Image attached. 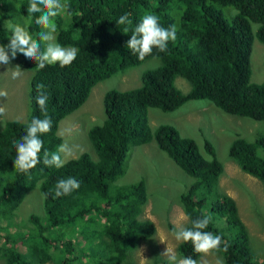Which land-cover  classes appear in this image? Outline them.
<instances>
[{"label": "trees", "instance_id": "obj_1", "mask_svg": "<svg viewBox=\"0 0 264 264\" xmlns=\"http://www.w3.org/2000/svg\"><path fill=\"white\" fill-rule=\"evenodd\" d=\"M63 2V0H62ZM68 11L53 18L56 41L79 49L68 66L59 63L40 69L20 52L12 57L7 47L14 25L25 26L33 39L47 29L35 23L41 13H29L30 0H0V46L9 60L33 71L28 90L26 121L0 122V261L2 264H129L127 257L155 233L153 223L141 219L147 202L145 184L124 187L113 183L126 170L133 147L154 143L193 181L178 201L191 221L206 214L211 222L204 231L221 234L227 252L213 251L223 264H263L252 251L235 203L219 192L222 166L209 142L202 155L195 142L171 125L151 128L147 109L171 113L188 101H207L223 113L264 123V80L249 82V59L254 40L264 45V0H67ZM42 7V6H41ZM131 13V25L117 19ZM145 14H155L162 26L175 25L177 39L165 52L153 49L139 59L127 48L135 26ZM125 27L128 31L125 32ZM44 43L41 42L42 48ZM156 58L159 66L140 74V86L109 90L102 97L105 118L89 128L87 138L97 157L82 153L60 168L43 163V151L57 152L61 138L58 123L86 101L91 89L117 72ZM264 68V62H263ZM175 77L189 83L186 94L174 86ZM48 95L51 130L40 136L41 162L27 173L15 165L14 141L26 134L34 117L44 118L36 103L37 85ZM229 157L241 171L264 184V136L252 142L234 139ZM74 177L80 187L55 197L60 179ZM38 184L44 218L31 215L19 229L12 218L26 193ZM222 225L214 224L212 219ZM3 226H1V224ZM22 248V252H21ZM176 251L193 259L192 243L180 242Z\"/></svg>", "mask_w": 264, "mask_h": 264}, {"label": "rangeland", "instance_id": "obj_2", "mask_svg": "<svg viewBox=\"0 0 264 264\" xmlns=\"http://www.w3.org/2000/svg\"><path fill=\"white\" fill-rule=\"evenodd\" d=\"M263 62L264 45L254 40L249 59L250 83L260 84L264 80ZM15 66L11 61L8 65L0 63V90L8 93L7 97H0V106L5 108V112L0 114V122H24L28 116L29 80L33 71L20 68L23 73L13 79L12 72ZM158 66L159 60L152 58L99 81L91 89L81 107L58 123L57 135L61 138V145L66 146V153H61L62 159L67 161L85 153L92 161H96L97 157L87 138V132L90 127L100 125L105 118L102 106L103 95L109 90L126 91L139 87L140 74ZM174 86L183 94L190 89L189 83L180 77H175ZM147 117L151 128L171 125L181 136L192 139L206 159L208 156L204 152L203 141L210 143L216 159L222 166V174L218 180L219 192L234 201L249 245L258 260L264 264V184L241 171L228 155L229 145L234 139L241 138L252 142L264 136V123L227 115L207 101H188L171 113L147 109ZM139 181L144 182L147 194V202L142 208L140 218L151 221L155 233L147 242L140 244L129 253L127 262L168 264L167 256L162 253L166 249L177 253L176 247L180 242L175 240L173 231L178 226L186 225V218L178 198L193 180L154 143H149L129 150L125 173L115 180L113 185L124 187ZM31 215L44 218L38 184L25 194L14 213L12 224L18 223L15 227L17 229L22 225L29 227L26 220ZM212 221L214 224L222 225L215 218ZM195 260L197 264H217L222 257L210 252L203 253ZM82 261L84 262L82 264L88 263L85 257Z\"/></svg>", "mask_w": 264, "mask_h": 264}, {"label": "clouds", "instance_id": "obj_3", "mask_svg": "<svg viewBox=\"0 0 264 264\" xmlns=\"http://www.w3.org/2000/svg\"><path fill=\"white\" fill-rule=\"evenodd\" d=\"M42 6V7H41ZM69 5L67 0H30L27 11L29 13H41L35 19V23L48 32L40 31L38 39H33L25 26L20 24L14 25L11 30V38L7 47L11 50L12 57L17 52L24 55L26 59L35 60L36 66L40 69L47 65L59 63L61 67L70 65L77 56L79 49L74 47H63L55 42L57 25L53 18L68 11ZM116 24L131 25V13L121 15ZM125 32L128 28L125 27ZM177 39V27L169 25L164 27L160 23V18L155 14H145L141 21L135 26L130 39L127 41V48L139 59L151 55L153 49L159 52H165L169 42H175ZM47 42L42 48L41 42ZM0 63L8 65L9 56L5 53V46H0ZM23 72L19 65L15 66L12 72V78L19 77ZM38 95L36 103L41 109L44 118L34 117L27 127L26 134L14 141L16 149L15 165L21 171L27 173L41 162L40 153L44 148L43 140L40 136L51 130L52 120L48 116V95L44 91V85H37ZM5 90H0V97H7ZM5 112V108L0 106V114ZM61 153H66V146H59L57 152L49 153L43 151V163L46 166L60 168L65 161ZM80 187L79 182L74 177L60 179L55 185V197L69 195ZM211 222V215L206 214L191 221L190 227L178 226L173 231V236L178 242H191L193 250L196 253H210L218 251L223 244V251L227 252L228 244L222 240L221 234H214L211 231H204ZM162 255L167 256L168 264H197V261L191 256L178 255L174 250L166 249ZM217 264H223L218 260Z\"/></svg>", "mask_w": 264, "mask_h": 264}]
</instances>
